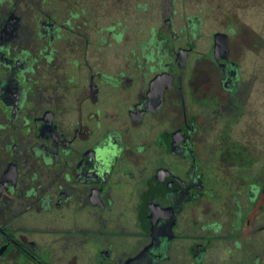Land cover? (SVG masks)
Listing matches in <instances>:
<instances>
[{"label":"flooded vegetation","instance_id":"obj_1","mask_svg":"<svg viewBox=\"0 0 264 264\" xmlns=\"http://www.w3.org/2000/svg\"><path fill=\"white\" fill-rule=\"evenodd\" d=\"M183 1L0 0L5 262L264 264V39Z\"/></svg>","mask_w":264,"mask_h":264},{"label":"rangeland","instance_id":"obj_2","mask_svg":"<svg viewBox=\"0 0 264 264\" xmlns=\"http://www.w3.org/2000/svg\"><path fill=\"white\" fill-rule=\"evenodd\" d=\"M148 5L146 6L149 10V12L146 14L144 18L139 17V22L143 25L144 22L147 21V19L150 18L152 14L155 12V8H152L149 6V1L146 0ZM179 1V0H176ZM192 1L196 0H185L183 1L184 4H186L185 10L186 13H193L197 11L199 8H202V18L204 22V30H212V29H219L218 26H221L222 22H229L231 20V17L228 16V12L234 11L235 14H237L238 18L248 24L251 29L256 30L258 35L261 36L262 39H264V0H201L202 5L195 4L191 5ZM143 2V1H142ZM152 4V3H151ZM179 4V3H178ZM143 6V4L141 5ZM146 11V9H145ZM231 14V13H230ZM232 16V15H231ZM157 15L154 17L156 18ZM152 19V18H151ZM107 21L109 18H106ZM216 20H222L221 22ZM145 24V23H144ZM143 31V28H140V32ZM130 35V34H129ZM141 36V34H139ZM132 37V36H131ZM134 44L133 40H129L124 43V46L120 48L118 45L117 50H122L129 52V48L132 47ZM107 49V48H106ZM112 50V51H111ZM107 52L111 53L114 56V53L116 52L115 47L111 49H107ZM261 54L257 52H253L252 50L246 51L245 54L242 56V64L241 69L248 71L251 67L253 68L254 62L255 64L258 62L259 57ZM113 60V59H112ZM107 69H110L112 67V63L107 62ZM258 63L254 67L255 71L258 70ZM257 78L254 80L253 76H250L252 79L253 85L257 88L255 91V87L253 88L252 94H251V101L253 102L255 108H253L252 111V117L257 118V121H259V126H262L264 124V108H261L260 101L262 100L259 96V89L258 85L260 82L264 83V74L261 76H256ZM247 78V77H246ZM260 106V107H259ZM26 219H24V222ZM35 220H32L29 224L32 226H35L34 223ZM26 223V222H25ZM28 224V223H26ZM0 264H10L8 262H5L2 258H0ZM15 264V263H12Z\"/></svg>","mask_w":264,"mask_h":264}]
</instances>
